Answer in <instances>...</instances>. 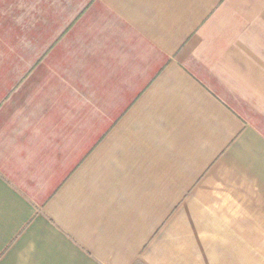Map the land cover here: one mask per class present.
I'll use <instances>...</instances> for the list:
<instances>
[{"label":"crops","instance_id":"obj_1","mask_svg":"<svg viewBox=\"0 0 264 264\" xmlns=\"http://www.w3.org/2000/svg\"><path fill=\"white\" fill-rule=\"evenodd\" d=\"M0 264H264V0H0Z\"/></svg>","mask_w":264,"mask_h":264}]
</instances>
